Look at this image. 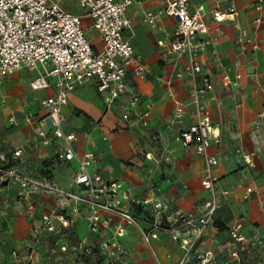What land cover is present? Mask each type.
Returning a JSON list of instances; mask_svg holds the SVG:
<instances>
[{"label": "built area", "instance_id": "built-area-1", "mask_svg": "<svg viewBox=\"0 0 264 264\" xmlns=\"http://www.w3.org/2000/svg\"><path fill=\"white\" fill-rule=\"evenodd\" d=\"M158 1L161 8L144 11L142 19L152 28H156L163 17L176 21L172 35L158 44L169 48L178 59H186L177 78L185 77L190 86L189 103L176 106L169 125H181L187 108L194 109L195 121L180 131L178 141L185 150L195 147L204 157L202 185L212 193V200L204 204L200 213L173 209L163 200H136L123 182L91 174L89 167L95 155L88 152L80 157L75 150L79 135L64 131L63 110L70 93L91 81H96L108 107L120 103L123 121L131 122L134 118L147 127L150 113L135 110L142 101V94L132 87L129 78L131 73L141 78L149 74L148 67L135 55L131 41L134 25L127 16L128 9L140 0H79L81 14L64 9L63 0H0V83L17 72L28 70L37 73L30 82L33 92L55 89V96L41 102L47 116L41 125L33 127L35 143L41 140L45 146L55 145L60 160L79 163L71 185L62 187L52 178L23 172L16 163L23 153L21 150L11 154L0 152V184L18 187V200L25 204L31 220L29 235L22 244L23 252L14 251L13 257L19 258L23 253L25 260L34 262L42 249H49L53 255H62L56 261L58 264H130V251L124 239L127 227H133L155 264H165L157 250L162 235L169 237L179 253L173 264H264V238L244 235V218H234L225 240L210 244L206 241L221 207L219 198L231 194L217 189L219 182L214 169L219 160L208 152L212 143L219 145L221 141L215 134L208 108L209 102L215 99L214 84L209 77L202 76L203 55L209 47H215L217 39L206 21L204 7L196 6L195 0ZM255 11L257 17L252 23L260 27L264 24V0H256ZM212 17L216 23H234L235 45L240 54L261 48L239 23V11L233 3L225 12L214 11ZM85 19L91 20V28L99 33L100 49L94 48L88 40ZM241 78L238 74L231 80L226 74L223 85L236 88ZM33 120L34 115L27 114L26 123L31 124ZM10 125L17 126V120L12 119ZM147 159L156 160L152 154H147ZM243 162L254 168L251 155L244 156ZM254 190L249 186L244 198ZM42 196L54 197L55 204L39 215L35 199ZM133 205L144 208L147 217L143 219L133 214L130 210ZM80 220L87 223L88 236L72 243L64 242L62 235ZM102 232H109V237L91 241L92 235Z\"/></svg>", "mask_w": 264, "mask_h": 264}, {"label": "crops", "instance_id": "crops-1", "mask_svg": "<svg viewBox=\"0 0 264 264\" xmlns=\"http://www.w3.org/2000/svg\"><path fill=\"white\" fill-rule=\"evenodd\" d=\"M232 3L239 11V23L260 44L258 51L240 54L235 45L234 23L213 21L214 11L225 12ZM194 4L204 7L206 21L217 39L215 47H209L203 55L202 76L209 77L214 84L212 95L215 99L209 102L208 108L215 134L221 141L219 145L212 143L208 152L219 160L214 169L219 182L217 189L231 193L219 198L221 207L206 241L210 244L225 240L227 229L236 217L246 219L244 235L264 238V24L255 27L252 23L257 17L256 0H195ZM62 6L73 14H81L79 0H63ZM161 6L158 0H140L127 11L134 25L131 41L135 55L149 69L145 78L132 73L129 76L132 87L142 94V101L135 110L150 113L147 127L134 118L131 122L123 121L120 103L108 107L96 81H91L70 93L63 110L64 131L79 135L75 150L80 157L88 152L95 155V161L89 167L91 174L123 182L136 200H163L173 209L200 213L204 204L213 198L202 185L205 160L195 147L185 150L178 141L180 131L194 123V109L187 108L181 125H169L176 106L189 103V83L185 77L177 78L186 59H178L169 48L158 44L167 35H172L176 21L163 17L160 24L152 28L142 19L144 11H157ZM83 24L92 46L100 49L101 37L91 28V20L85 19ZM226 74L231 80L238 74L242 76L238 87H224L223 76ZM36 76V72L22 70L0 83V152L11 154L21 150L23 153L16 163L23 172L46 176L62 187H69L79 163L60 160L55 145L45 146L41 140L35 143L33 127L41 125L47 116L41 102L56 94L54 88L33 92L30 82ZM29 113L34 115L31 124L25 121ZM12 119L17 120V126L10 125ZM147 154H152L157 161L148 160ZM246 155L252 156L254 168L243 162ZM249 186L255 190L244 198ZM0 187L3 193L13 192V199L5 194L12 202L5 214L12 216L9 224L12 242L17 244L16 250L23 252L22 244L29 235L31 220L25 204L18 200V187L1 184ZM35 202L38 214L42 215L54 206L55 199L42 196ZM130 210L140 218L147 217L142 207L133 205ZM127 230L124 243L130 251V264H155L137 229L127 227ZM109 234L92 235L91 241L107 239ZM87 236V223L80 220L62 235V239L72 243ZM157 250L165 264H173L179 257L167 235L161 236ZM61 257L60 253L51 254L49 249H42L39 254L40 261L52 263Z\"/></svg>", "mask_w": 264, "mask_h": 264}, {"label": "rangeland", "instance_id": "rangeland-1", "mask_svg": "<svg viewBox=\"0 0 264 264\" xmlns=\"http://www.w3.org/2000/svg\"><path fill=\"white\" fill-rule=\"evenodd\" d=\"M12 191L8 190L7 193H3L0 187V264H58L56 262L52 263L47 260H36L34 262H28L24 259L23 253L19 258L13 257V252L16 250L17 244L12 242V233L9 232L10 222L12 216L10 213L5 214L9 203L12 202L7 200L8 197L5 194L10 195V199H13ZM12 244V245H11ZM15 249V250H13ZM12 251V252H11Z\"/></svg>", "mask_w": 264, "mask_h": 264}]
</instances>
